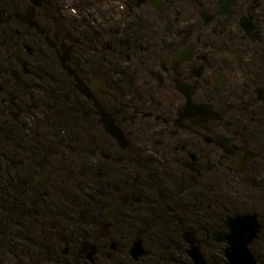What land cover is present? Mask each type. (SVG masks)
Returning <instances> with one entry per match:
<instances>
[{
    "label": "flooded vegetation",
    "instance_id": "flooded-vegetation-1",
    "mask_svg": "<svg viewBox=\"0 0 264 264\" xmlns=\"http://www.w3.org/2000/svg\"><path fill=\"white\" fill-rule=\"evenodd\" d=\"M0 3V264H194L187 232L215 264L236 214L260 237L264 0Z\"/></svg>",
    "mask_w": 264,
    "mask_h": 264
},
{
    "label": "water",
    "instance_id": "water-1",
    "mask_svg": "<svg viewBox=\"0 0 264 264\" xmlns=\"http://www.w3.org/2000/svg\"><path fill=\"white\" fill-rule=\"evenodd\" d=\"M30 18L31 16L27 19L29 24H31ZM104 121L109 124L108 121ZM224 223L228 232L214 233V241L226 244L224 254L228 264H259L251 249V244L259 238L262 228L258 213L236 214L227 218ZM184 238L190 245L189 254L194 264H209L193 233H185ZM132 253L137 256L136 249H133Z\"/></svg>",
    "mask_w": 264,
    "mask_h": 264
},
{
    "label": "trees",
    "instance_id": "trees-1",
    "mask_svg": "<svg viewBox=\"0 0 264 264\" xmlns=\"http://www.w3.org/2000/svg\"><path fill=\"white\" fill-rule=\"evenodd\" d=\"M4 3L5 2H3L2 4L4 5ZM2 4L0 3V8L1 7H5ZM224 194L226 195V193H224ZM7 196H9V194H7ZM226 196L229 197L228 195H226ZM242 210H243V208H241L240 206L236 205L235 203L233 204V207H232V211L233 212H241ZM172 243L173 244H178V241L174 240ZM251 247H252V250L255 253L256 258L258 259L259 263L260 264H264V230L262 231L259 239L256 242H254V244ZM215 252L217 254V257L212 258L210 260V262L215 263V264H226L227 261H226V258L224 256V249L221 248V249H219V250H217ZM177 253H179V252H177ZM174 254H176V252H174ZM184 254L185 253L182 252V250H181L180 257H179L181 263H182L181 259H183ZM174 257H176V256H174ZM172 261L176 262V259L168 258L167 260H165V263H169V262H172ZM184 263L185 264H192V263H186V261Z\"/></svg>",
    "mask_w": 264,
    "mask_h": 264
},
{
    "label": "rangeland",
    "instance_id": "rangeland-1",
    "mask_svg": "<svg viewBox=\"0 0 264 264\" xmlns=\"http://www.w3.org/2000/svg\"><path fill=\"white\" fill-rule=\"evenodd\" d=\"M224 193H226V195H228L233 202L238 201L239 202L238 206H240L243 209H245L247 207V203L249 205L251 204L246 199H242L239 201L241 193H242V187H241L238 180H235V181L229 182V183H227V182L224 183ZM242 196H244V195H242ZM244 204L246 205V207L244 206Z\"/></svg>",
    "mask_w": 264,
    "mask_h": 264
}]
</instances>
